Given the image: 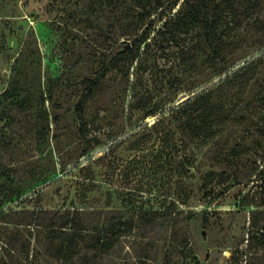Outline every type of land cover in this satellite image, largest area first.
Segmentation results:
<instances>
[{"label": "rangeland", "instance_id": "rangeland-1", "mask_svg": "<svg viewBox=\"0 0 264 264\" xmlns=\"http://www.w3.org/2000/svg\"><path fill=\"white\" fill-rule=\"evenodd\" d=\"M9 204L0 264H264V0H0Z\"/></svg>", "mask_w": 264, "mask_h": 264}, {"label": "trees", "instance_id": "trees-1", "mask_svg": "<svg viewBox=\"0 0 264 264\" xmlns=\"http://www.w3.org/2000/svg\"><path fill=\"white\" fill-rule=\"evenodd\" d=\"M199 12H196V13H192L193 14V18L194 19H196L197 17H198V14ZM215 29H216V25L214 24V23H209L208 25H207V32H206V37H207V40L212 44V42H213V35H214V33H215ZM149 39V34H148V32L146 31L145 32V34L140 38V39H138V40H136L135 41V46L138 48V49H140L141 47H142V45L144 44V43H146L147 42V40ZM214 51L216 52V50L214 49ZM106 70H107V68H105L104 70H102L99 74H98V76H97V78L95 79V81H93L92 83H91V85L88 87V89L86 90V92L84 93V95H83V99L80 101V103H79V105H78V107H77V113H78V118H79V121H80V124H81V130H84V110H85V108H86V105H87V103H88V101H89V99H90V96H91V94H92V92H93V89L98 85V83H99V81H100V79L101 78H103L104 77V74H105V72H106ZM85 135V137H86V134H84ZM112 148H114V145H112V146H110V148L106 151V152H109ZM232 184H239V182L237 183V180L236 179H234L233 180V183ZM231 188H232V185H227L226 187H225V192H228L229 190H231ZM39 192V191H38ZM34 195H36V193L34 194ZM217 196L218 195H216V196H214L213 198H212V200H215L216 198H217ZM18 200V198H15L14 199V201H17ZM22 203L23 202H17L16 203V205H17V207L19 208L18 210H22ZM4 206H7V207H4ZM8 208V209H7ZM11 207H10V204L9 205H3V207H0V217L2 216V215H5V214H7V213H9L8 211H9V209H10ZM6 209V210H5ZM12 209H17V208H13L12 207ZM65 239V245L61 248V252L63 253V252H67L69 249H70V243L68 242V239L67 238H64ZM101 240L102 239H100L99 240V244H101ZM102 246H103V244H101ZM61 253V254H62ZM62 256V255H61ZM61 256H59V259H63V257H61Z\"/></svg>", "mask_w": 264, "mask_h": 264}]
</instances>
